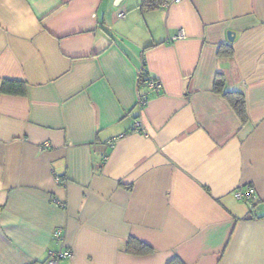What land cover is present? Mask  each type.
I'll list each match as a JSON object with an SVG mask.
<instances>
[{"label": "crops", "instance_id": "obj_1", "mask_svg": "<svg viewBox=\"0 0 264 264\" xmlns=\"http://www.w3.org/2000/svg\"><path fill=\"white\" fill-rule=\"evenodd\" d=\"M140 1L0 0V264H264V0Z\"/></svg>", "mask_w": 264, "mask_h": 264}, {"label": "trees", "instance_id": "obj_2", "mask_svg": "<svg viewBox=\"0 0 264 264\" xmlns=\"http://www.w3.org/2000/svg\"><path fill=\"white\" fill-rule=\"evenodd\" d=\"M164 2L165 0H141L140 7L142 9L154 8L160 6ZM219 52L228 53L229 49L224 48ZM220 83H222L221 79L216 80L215 87H218ZM0 91L8 94H23L24 88L22 83L20 82L5 80L2 82ZM224 94L228 99V101L230 102L231 106L234 108L235 112L239 115L241 119H244L245 109H244V101H243L242 93L239 91H230V92H224ZM124 250L128 253H133V254H147L152 251V248L146 243L134 237H129L125 242ZM167 264H181V263L177 259H172Z\"/></svg>", "mask_w": 264, "mask_h": 264}, {"label": "built area", "instance_id": "obj_3", "mask_svg": "<svg viewBox=\"0 0 264 264\" xmlns=\"http://www.w3.org/2000/svg\"><path fill=\"white\" fill-rule=\"evenodd\" d=\"M124 15L123 11H119L117 13L118 17H122ZM180 36V34H179ZM142 79L140 78L142 82L143 89L140 92V95L137 99V104L139 106H143L146 104L148 96L150 94L158 93V91L161 89V82L154 78L153 76L149 75L148 73H145L144 71L141 72ZM133 127L135 130H140L141 132H144L140 126V122L138 120L134 121ZM48 144H44V147H47ZM234 195L239 198L243 199L244 201H251V199L254 197V192L252 188H248L245 191H242L240 188L236 189L234 192ZM55 237H59L58 232H55ZM71 252L69 250H63L58 252H50L49 256L47 258V264H58V261L61 258L69 257L71 256Z\"/></svg>", "mask_w": 264, "mask_h": 264}, {"label": "water", "instance_id": "obj_4", "mask_svg": "<svg viewBox=\"0 0 264 264\" xmlns=\"http://www.w3.org/2000/svg\"><path fill=\"white\" fill-rule=\"evenodd\" d=\"M228 35H229V33H228ZM228 38H230V37L228 36Z\"/></svg>", "mask_w": 264, "mask_h": 264}]
</instances>
